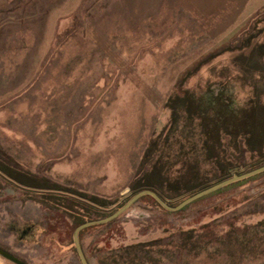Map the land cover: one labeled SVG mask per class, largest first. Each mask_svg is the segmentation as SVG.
I'll use <instances>...</instances> for the list:
<instances>
[{
    "label": "rangeland",
    "instance_id": "1",
    "mask_svg": "<svg viewBox=\"0 0 264 264\" xmlns=\"http://www.w3.org/2000/svg\"><path fill=\"white\" fill-rule=\"evenodd\" d=\"M251 116L264 118V0H0V238L32 225L29 264H80V219L253 169L264 135L238 137ZM220 117L218 167L203 136ZM254 176L177 211L140 197L81 231L87 264H264Z\"/></svg>",
    "mask_w": 264,
    "mask_h": 264
},
{
    "label": "trees",
    "instance_id": "2",
    "mask_svg": "<svg viewBox=\"0 0 264 264\" xmlns=\"http://www.w3.org/2000/svg\"><path fill=\"white\" fill-rule=\"evenodd\" d=\"M252 118H251V121L249 122V123H245V124H243V126H245L246 128L244 129L245 131L244 132H241V133H239L238 134V137H239V142L241 143V145L243 146V148H247V136L249 135H252V136H257L260 140H262L261 138L263 137V135H264V118H260V119H258V120H254L253 119V116H251ZM218 121H219V124H218ZM230 124L229 123H226L225 121H224V119L223 118H217V119H211V122L209 123V125L207 126V129H206V131H205V133H204V136H203V141H205L207 144H208V148L210 149V153H211V157H212V161H213V163H215L218 167H219V158L221 157L220 155H219V151L221 152V153H224L225 155H226V150L224 151L223 150V147H220V149H217L218 147L217 146H224V144H223V142H221L224 138H228V140L230 139V134H231V132H230V130H228L227 129V127L229 126ZM165 131H166V127L162 130V132H161V134H163V133H165ZM235 139H236V133H235ZM234 143H235V145H236V140H234L233 141ZM230 145V144H229ZM232 145H233V143H232ZM229 147H231V146H229ZM259 147H262V146H259ZM231 148H233V147H231ZM233 150L234 151H236V149H234L233 148ZM227 156V155H226ZM261 165H264V153H262V154H260V155H257V159L255 160V162H252L251 163V167H253V169L254 168H257V167H259V166H261ZM0 170L1 171H3V169L2 168H0ZM252 170V169H251ZM249 171V170H248ZM219 178L217 179V181L215 182V183H217V182H219V181H222V180H224V179H226V178H228L229 176L227 175V174H221L222 173V171H221V169H219ZM263 173V172H262ZM261 174V173H260ZM260 174H257V175H260ZM253 177H255V176H252V177H249V178H247V179H244V180H241V181H237V182H235V183H232L231 185H234V184H236V183H241V182H244V181H246V180H248V179H251V178H253ZM214 183V184H215ZM211 185H213V184H211ZM211 185H204V186H202L200 189H198L197 191H195V192H193L192 194H194V193H196V192H198V191H200V190H202V189H205V188H207V187H209V186H211ZM230 186V185H229ZM226 187H228V186H226ZM222 189V188H221ZM46 190H49V191H60L58 188L56 189V188H53V187H48V189H46ZM140 190H143V189H140ZM140 190H138V191H140ZM148 190H152L153 192H155L160 198H164L162 195H161V193H159L158 191H156L155 189H148ZM137 191V192H138ZM63 192V191H62ZM65 192V191H64ZM136 193V192H135ZM134 193V194H135ZM192 194H190V195H188L187 197H189V196H191ZM81 197H83V196H81ZM144 197H147V198H149V199H151L155 204H157L156 203V201L154 200V199H152L150 196H144ZM187 197H185V198H187ZM84 198V197H83ZM130 198V197H129ZM128 198V199H129ZM184 198V199H185ZM127 199V200H128ZM183 199V200H184ZM127 200H125V202L127 201ZM164 200V199H163ZM98 202H99V199L98 198H95V205L96 206H92L91 207V209L93 208V211L94 212H96L97 210H98V208H97V206H99V204H98ZM124 202V203H125ZM123 203V204H124ZM180 203V202H179ZM123 204H121V206L123 205ZM158 205V204H157ZM171 206H175V205H177V204H170ZM121 206H119V207H121ZM81 207V209H85V207L84 206H80ZM118 207V208H119ZM117 208V209H118ZM116 209V210H117ZM92 211V210H91ZM115 211V210H114ZM113 211V212H114ZM112 212V213H113ZM96 215H97V213H95ZM97 216H99V215H97ZM89 220H94V219H92V218H87L86 220H82V219H80L78 222H76L75 224H74V226L71 228V230H70V233L73 231V229L77 226V225H79V224H81V223H83V222H85V221H89ZM112 221V220H111ZM108 223V222H107ZM100 225H105V223L104 224H100ZM100 225H95V226H90V227H96V226H100ZM88 228V227H87ZM85 229V228H84ZM84 229H82L81 231H83ZM81 231L79 232V234L81 233ZM78 234V235H79ZM143 243H138V244H133V245H131L132 247H135L136 245H138V246H140V245H142ZM131 246H128V247H131Z\"/></svg>",
    "mask_w": 264,
    "mask_h": 264
},
{
    "label": "water",
    "instance_id": "3",
    "mask_svg": "<svg viewBox=\"0 0 264 264\" xmlns=\"http://www.w3.org/2000/svg\"><path fill=\"white\" fill-rule=\"evenodd\" d=\"M264 172V165H261L257 168H254L252 170H249L247 172L241 173V174H233L232 176L219 181L205 189H202L194 194H192L191 196L185 198L184 200H182L180 203H178L175 206H170L168 205L162 198H160L155 192H153L152 190H148V189H143L140 190L138 192H136L135 194H133L121 207H119L117 210H115L113 213L109 214L106 217L100 218V219H94V220H89V221H85L79 225H77L73 231H72V243L75 249V252L77 254V257L79 259L80 264H87V261L85 259V256L83 254V251L81 249L80 243H79V239H78V234L79 232L87 227L90 226H95V225H100V224H104L107 222H110L111 220L115 219L116 217H118L120 214H122L123 212H125L136 200H138L140 197L142 196H150L152 199H154L156 201V203L163 209L167 210V211H177L180 210L182 207H184L185 205L193 202L196 199H199L211 192H214L222 187H225L231 183L249 178L251 176L257 175L259 173ZM14 262H16L17 264H22L20 261L13 259Z\"/></svg>",
    "mask_w": 264,
    "mask_h": 264
},
{
    "label": "flooded vegetation",
    "instance_id": "4",
    "mask_svg": "<svg viewBox=\"0 0 264 264\" xmlns=\"http://www.w3.org/2000/svg\"><path fill=\"white\" fill-rule=\"evenodd\" d=\"M34 230L32 225H10L6 229V236L0 238V264H17L16 259L22 264H29L26 252L30 246H40L41 240H34Z\"/></svg>",
    "mask_w": 264,
    "mask_h": 264
}]
</instances>
